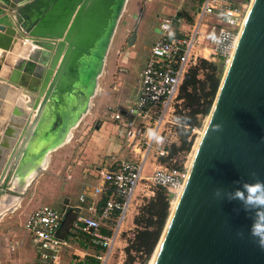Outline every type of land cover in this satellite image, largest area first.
Instances as JSON below:
<instances>
[{"label": "water", "instance_id": "obj_1", "mask_svg": "<svg viewBox=\"0 0 264 264\" xmlns=\"http://www.w3.org/2000/svg\"><path fill=\"white\" fill-rule=\"evenodd\" d=\"M126 3L0 0L6 50L0 51V99L8 102V119L0 123V195L23 191L87 112ZM25 43L27 54L13 59ZM257 179L264 181V0H249L152 264H264V250L250 234L253 212L230 198Z\"/></svg>", "mask_w": 264, "mask_h": 264}, {"label": "built area", "instance_id": "obj_2", "mask_svg": "<svg viewBox=\"0 0 264 264\" xmlns=\"http://www.w3.org/2000/svg\"><path fill=\"white\" fill-rule=\"evenodd\" d=\"M243 1L201 0L190 20L178 14L159 18V34L140 67L135 93L127 100L107 105L110 117L123 128L128 144L132 145L130 152L137 156L142 146L143 151L138 154L140 162L123 158L100 166L98 183L85 186L78 203L70 206L76 210L71 227L86 237L87 244L94 248L88 256L98 259L99 264H113L123 228L131 223L140 206L137 191L142 182L147 187L143 194L147 199L153 197L159 187L175 194L181 189L186 170L158 165L144 175L145 162L151 152L155 154L153 158L168 155L166 146L178 136L181 126L176 117L181 103L179 91L191 68L200 60H220L225 66L230 61L247 13L248 4ZM166 22L175 33L172 38L162 27ZM213 33L220 37L216 42L210 39ZM117 71L119 82L130 76L126 75L129 70L125 65L117 66ZM149 129L158 130L165 143L150 142L146 135ZM192 131L198 130L192 128ZM67 209V206L59 210L41 205L26 215L24 229L33 239L40 264H69L63 259L69 241L57 234ZM18 244L19 241H15L12 249Z\"/></svg>", "mask_w": 264, "mask_h": 264}, {"label": "rangeland", "instance_id": "obj_3", "mask_svg": "<svg viewBox=\"0 0 264 264\" xmlns=\"http://www.w3.org/2000/svg\"><path fill=\"white\" fill-rule=\"evenodd\" d=\"M200 2L201 0H128L112 39L104 69L98 77L96 93L90 100L87 112L82 116L79 123L72 128L69 141L48 154L47 167L41 170L23 191L16 192L13 189H6L5 193L0 195V264H40L35 253V247L30 243V236L23 227L26 215L41 205L46 204L62 210L69 203V198L76 202L79 190L83 187V182L87 178L85 175L88 174V180L90 179L89 171H86V169L92 170L98 164H103L104 161L101 156L102 153H105L103 151L107 150L110 142H112L109 149L111 152L118 150L117 153H120L123 158L135 160V156L130 152L132 145L128 144L123 128L117 129L115 127L110 119L107 105L127 100L135 93L138 72L148 58L151 45L158 37L159 18L163 16L164 11L185 16L190 20L191 14ZM243 2L247 6L249 0ZM138 34L140 38L136 42ZM134 42L135 45L132 46L131 44H134ZM123 57H125L124 60H122ZM212 63L217 67H222V72H224L225 65L222 61L218 60ZM120 64L128 68L129 72L126 75L130 74L129 77L125 75L126 78L123 77L121 82L117 80L119 74L117 66ZM196 67V78L203 80L208 68H204L199 63ZM181 87L179 91L181 103L176 117H182L177 121L181 125H188L190 128L188 149L178 150L172 158L166 160H163L161 156L153 158L155 154L151 152L146 160L144 175L150 174L158 165L168 167L181 165V169L184 171H187L190 165L198 137L202 134L212 102L207 114H196L199 125L191 127L183 120V117L189 114L191 106L185 96L183 97L181 94ZM208 99L209 97L206 95L200 98L202 106L208 103ZM5 114L4 106L0 121ZM192 128H196L198 131L193 132ZM199 131L201 132L199 133ZM177 135L173 143L178 147L181 144L178 130ZM101 143L104 144L103 148L98 146V144L101 146ZM142 151L143 146L138 154H141ZM77 178L82 181L75 182ZM146 189L145 183L142 182L137 191V201L140 206L136 215L130 219L131 223L123 228L113 255V264L117 261L122 264H147L148 258L151 256L145 251L144 246H139L138 241L135 239L138 231L147 230L151 233L150 240L153 241L158 232L157 223L147 225L146 221L142 220L149 214H154L153 208L156 204V197L149 199L143 197ZM177 194L168 190L164 192L165 199L162 202L166 205L168 215L175 204ZM72 201L70 203H73ZM159 201L160 199L157 202ZM152 219L154 221L158 220L156 214L153 215ZM72 235V237H81L79 233H72ZM72 237L71 243L73 244L78 239ZM15 241H19V244L12 249ZM64 254L63 259L69 262L76 261L81 257L80 255H72L71 248ZM85 257H88V255L85 254L81 258Z\"/></svg>", "mask_w": 264, "mask_h": 264}, {"label": "trees", "instance_id": "obj_4", "mask_svg": "<svg viewBox=\"0 0 264 264\" xmlns=\"http://www.w3.org/2000/svg\"><path fill=\"white\" fill-rule=\"evenodd\" d=\"M199 64H201L204 68H208L205 72L203 80H198L196 78V71L197 67L191 68V70L187 73L185 76V80L183 82V85L181 87V94L183 97L185 96L187 102L191 106V110L188 115H185L183 117V120L185 123L189 124L191 127L194 125H199L197 119H196V114L201 113V114H207L209 111V106L210 103H213V100L215 98L220 80L222 78L223 72H222V67H217L214 63L206 60H200ZM189 89V90H188ZM207 89V91H205ZM200 92V94H199ZM209 97L208 103L206 105L202 106V103L200 102L201 97ZM204 107V108H203ZM178 131L180 133V139H181V144L180 146H176L174 143L171 144L168 147V155L167 156H161L163 160H166L167 158H172L178 150H187L189 146L188 142V137L190 135V128L186 129L184 125H181L178 127ZM182 168L181 165L175 166ZM164 192L166 190L162 187H159L155 191V195L153 197L155 198V206L153 208L154 214L157 216V221H154L152 213L149 214L146 218H143L142 220H145L147 225H152L154 223L158 224V232L153 239V241L150 240L151 233L147 230L145 231H138L136 234L135 239L138 241L139 246H144L145 251L151 255L153 248L155 244L157 243V240L160 236V233L164 227V224L166 222L167 216H168V210L166 208V205L163 204L165 196ZM105 197L103 198V200ZM158 199H160L159 202ZM163 200V202H162ZM162 204L160 205V203ZM159 203V205H158ZM138 222L139 219H137ZM138 246V247H139ZM156 252V249L153 251V254L147 264H150L154 254ZM150 257V256H149ZM149 259V258H148ZM147 259V260H148ZM69 264H99V260L92 257L88 256L83 259H77L76 261H71Z\"/></svg>", "mask_w": 264, "mask_h": 264}, {"label": "clouds", "instance_id": "obj_5", "mask_svg": "<svg viewBox=\"0 0 264 264\" xmlns=\"http://www.w3.org/2000/svg\"><path fill=\"white\" fill-rule=\"evenodd\" d=\"M164 30L168 32L170 38L174 37L175 33L171 30L170 23H165L162 25ZM210 39L214 42L220 39L215 33L211 34ZM177 119H182V117H177ZM213 130H219L220 125H213ZM147 138L150 142L163 145L165 143V138L162 136L158 130L149 129L146 133ZM255 175V173H253ZM214 195L219 196V190H216ZM231 199H239L245 205L246 211H252V223L250 226V234L256 239L257 245L264 250V181L259 179L255 180L253 183L245 182L243 184V191L236 190ZM242 235V233H240Z\"/></svg>", "mask_w": 264, "mask_h": 264}, {"label": "crops", "instance_id": "obj_6", "mask_svg": "<svg viewBox=\"0 0 264 264\" xmlns=\"http://www.w3.org/2000/svg\"><path fill=\"white\" fill-rule=\"evenodd\" d=\"M197 8V7H196ZM196 8H195V10H196ZM175 14V13H174ZM174 14H172L171 12H165L164 11V13L162 14V15H174ZM139 34H138V36H137V39H136V42L139 40ZM132 46L133 45H135V42H134V44H131ZM0 51L1 52H6V50H4V49H1L0 48ZM4 68H6V66L4 65ZM1 88V87H0ZM129 99V98H128ZM5 102H7L6 101V99H0V104H1V106H0V108H1V110L3 109V107H4V103ZM8 103V102H7ZM15 106V103L14 102H10L9 103V109H8V111L7 112H10L11 113V111H12V109H13V107ZM8 118H3V120H4V122H5V120H7ZM111 120H112V122L114 123V125H115V127L118 129V128H120V126H119V124L116 122V121H114L112 118H110ZM112 144V142H110V144H109V146H108V148H107V150H105V151H103V152H105L104 154L102 153V158H103V161L104 162H102L103 164H98L96 167H94V169H92V170H90V169H86V171H89V176H90V179L88 180V174H86L85 176H87V178H86V180H88V181H84L83 182V187L79 190V193H78V196L82 193V191H83V188L85 187V186H87V185H93V184H96V183H98V181H99V179H98V168H100V166H104V165H108V164H110V163H112V162H115V161H118V160H121V159H123V157L122 156H120V153H117V151L118 150H115V152H111V150H109L110 149V145ZM98 146L99 147H101V148H103L104 147V144L103 143H101V146H100V144H98ZM94 149V148H93ZM138 154H137V156H135V160H133V159H130V160H133V161H136V162H140V160H139V158H138ZM93 157V156H92ZM92 157H91V159H92ZM145 166H146V162H145ZM47 167V166H46ZM45 167V168H46ZM82 180L80 179V178H77L76 180H75V182H81ZM86 182V183H85ZM85 183V184H84ZM75 185V184H74ZM78 187V186H77ZM78 196H77V201L76 202H73L70 198H69V203H67L65 206H67V212L66 213H68V215H67V219H66V224H64V226L62 227V230H61V233H60V235L61 236H64V237H66L67 239H68V241H69V244H70V246L68 247V248H66L65 249V252H68V250H69V248H71L72 249V255H80L81 257H84L85 256V254L86 255H89V254H92L93 252H94V248L93 247H90L88 244H87V242H86V237L83 235V234H81V233H79V232H75V230H73V227H71V225L69 226L68 225V222L70 223V222H72V220H73V218H74V216H75V211L76 210H73V208L72 207H70V206H72V205H76L77 203H78ZM73 202V203H70V202ZM102 201V200H101ZM99 202V205H101V203L102 202ZM46 205V204H45ZM85 206V204L83 205V207ZM39 207V206H38ZM36 209V208H35ZM85 211V210H84ZM31 212V211H30ZM26 218V217H25ZM25 221V220H24ZM69 226V227H68ZM23 227H24V224H23ZM26 231V230H25ZM27 233V232H26ZM72 233H79V234H81V237H78L77 238V236H75V237H72L73 235H72ZM28 234V233H27ZM29 235V234H28ZM59 235V236H60ZM30 236V235H29ZM71 237L72 238H76V239H78L76 242H74L73 244L71 243ZM30 243L32 244V245H34L33 244V239L30 237ZM78 244V246H76ZM87 250V251H86ZM36 251V250H35ZM64 252V253H65ZM36 253V252H35ZM36 256H37V254H36ZM63 256H65V254L63 255ZM78 258V259H83V258ZM38 258V257H37ZM66 259V258H65ZM66 261V260H65ZM68 263H70L69 261H67Z\"/></svg>", "mask_w": 264, "mask_h": 264}, {"label": "bare ground", "instance_id": "obj_7", "mask_svg": "<svg viewBox=\"0 0 264 264\" xmlns=\"http://www.w3.org/2000/svg\"><path fill=\"white\" fill-rule=\"evenodd\" d=\"M127 2H128V0H127ZM126 5H127V3H126ZM126 5H125V7H124V9H123V12L125 11V9H126ZM123 14V13H122ZM30 50V45L29 44H24V46L23 47H19V45H17L16 46V49H15V51H14V53H13V59L15 58V57H17V56H22L23 54H27V52ZM2 121H3V119L0 121L1 123H2ZM201 131H199V133H200ZM69 139H70V137L67 139V141H69ZM199 139H200V136L198 137V140H197V143H196V146H197V144H198V141H199ZM66 141V142H67ZM2 164H3V162H2V159H0V168H2ZM178 193H179V191H178ZM174 206V205H173ZM157 250V249H156ZM155 255V254H154ZM154 257V256H153ZM152 260H153V258H152ZM152 260H151V262H150V264H152Z\"/></svg>", "mask_w": 264, "mask_h": 264}]
</instances>
